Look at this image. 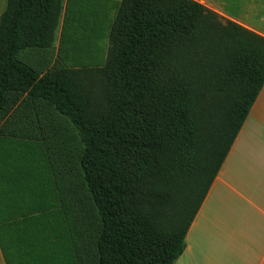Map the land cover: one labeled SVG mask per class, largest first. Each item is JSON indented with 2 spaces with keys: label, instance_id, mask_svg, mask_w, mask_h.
<instances>
[{
  "label": "trees",
  "instance_id": "trees-1",
  "mask_svg": "<svg viewBox=\"0 0 264 264\" xmlns=\"http://www.w3.org/2000/svg\"><path fill=\"white\" fill-rule=\"evenodd\" d=\"M61 1L7 0L0 15V106L8 90L22 89L51 99L74 129L101 223L98 264H172L264 83V37L222 23L196 0H122L117 103L97 122L64 84L16 59L20 49L51 44ZM170 34L173 56L170 48L160 55ZM205 80L221 108L209 107ZM131 187L140 195L136 214L128 212Z\"/></svg>",
  "mask_w": 264,
  "mask_h": 264
},
{
  "label": "rangeland",
  "instance_id": "rangeland-1",
  "mask_svg": "<svg viewBox=\"0 0 264 264\" xmlns=\"http://www.w3.org/2000/svg\"><path fill=\"white\" fill-rule=\"evenodd\" d=\"M121 1L81 8L62 0L51 44L29 46L16 54L17 61L38 77L64 84L92 121L105 120L117 103L115 44L122 39L116 25ZM6 4L0 0V15ZM218 16L222 23L227 20ZM165 48L172 49L173 56L172 34L162 38L157 52L167 55ZM202 89L210 108L222 107L213 100L214 89L207 80ZM0 135L9 144L0 159L12 174L4 173L0 180L7 189L21 191L24 204L18 218L0 219L8 233L11 226L18 232L5 246L1 240L4 264H98L101 223L84 182L82 146L67 118L49 98L8 90L0 106ZM139 197L131 187L128 212L137 213Z\"/></svg>",
  "mask_w": 264,
  "mask_h": 264
},
{
  "label": "crops",
  "instance_id": "crops-1",
  "mask_svg": "<svg viewBox=\"0 0 264 264\" xmlns=\"http://www.w3.org/2000/svg\"><path fill=\"white\" fill-rule=\"evenodd\" d=\"M196 1L264 37V0ZM71 2L82 8L104 0L66 3ZM7 143L0 137V154L8 150ZM3 172L12 176L0 159V176ZM23 206L21 191L7 189L0 180V219L18 218ZM11 228L8 233L5 222L0 223V264H4L2 245L15 232ZM172 264H264V83L187 229L182 253Z\"/></svg>",
  "mask_w": 264,
  "mask_h": 264
}]
</instances>
